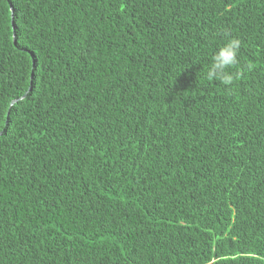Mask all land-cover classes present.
Segmentation results:
<instances>
[{
  "label": "trees",
  "instance_id": "obj_1",
  "mask_svg": "<svg viewBox=\"0 0 264 264\" xmlns=\"http://www.w3.org/2000/svg\"><path fill=\"white\" fill-rule=\"evenodd\" d=\"M0 264H264V0H0Z\"/></svg>",
  "mask_w": 264,
  "mask_h": 264
},
{
  "label": "clouds",
  "instance_id": "obj_2",
  "mask_svg": "<svg viewBox=\"0 0 264 264\" xmlns=\"http://www.w3.org/2000/svg\"><path fill=\"white\" fill-rule=\"evenodd\" d=\"M240 49L241 41L236 37L229 36L212 55L210 66L206 71L207 79L212 81L218 80L225 86L233 84L235 77L229 69L239 63L238 56Z\"/></svg>",
  "mask_w": 264,
  "mask_h": 264
},
{
  "label": "water",
  "instance_id": "obj_3",
  "mask_svg": "<svg viewBox=\"0 0 264 264\" xmlns=\"http://www.w3.org/2000/svg\"><path fill=\"white\" fill-rule=\"evenodd\" d=\"M11 17H12V9H11ZM13 42H14V41H13ZM32 66H33V62H32ZM24 96H25V94H24L22 97H24ZM15 102H16V100H13V101L10 103V106L13 105Z\"/></svg>",
  "mask_w": 264,
  "mask_h": 264
}]
</instances>
